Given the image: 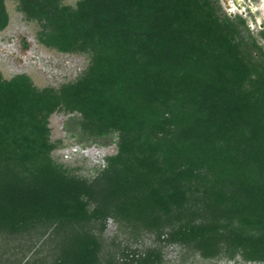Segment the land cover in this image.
<instances>
[{
	"label": "trees",
	"instance_id": "obj_1",
	"mask_svg": "<svg viewBox=\"0 0 264 264\" xmlns=\"http://www.w3.org/2000/svg\"><path fill=\"white\" fill-rule=\"evenodd\" d=\"M16 1L40 43L90 60L59 87L0 70V264H163L166 244L264 264V47L247 19L219 0ZM55 112L116 143L92 178L54 158ZM110 219L156 244L107 249Z\"/></svg>",
	"mask_w": 264,
	"mask_h": 264
},
{
	"label": "rangeland",
	"instance_id": "obj_2",
	"mask_svg": "<svg viewBox=\"0 0 264 264\" xmlns=\"http://www.w3.org/2000/svg\"><path fill=\"white\" fill-rule=\"evenodd\" d=\"M251 7L238 6L232 0H219L223 12L235 16L240 14L247 19L250 32L264 47V36L260 32L264 24L263 0H252ZM75 4L77 0H64ZM10 15L8 26L0 31V70L4 77L11 78L18 73L29 74L38 87L55 86L73 81L87 67L90 57L85 53H65L40 43L37 39L39 24L27 20L18 9L16 0H6ZM71 114L55 112L50 117L51 139L57 143L54 158L65 164L72 173L92 178L105 164V157L117 152L115 142L101 144L95 141H80L67 131L65 123ZM107 249L117 250L130 243L133 247L144 249L154 245V235L145 234L132 243L125 233L118 228L113 219L108 221L104 232ZM163 264H259L245 262L240 256L207 259L199 253L182 247L180 244L165 245Z\"/></svg>",
	"mask_w": 264,
	"mask_h": 264
},
{
	"label": "flooded vegetation",
	"instance_id": "obj_3",
	"mask_svg": "<svg viewBox=\"0 0 264 264\" xmlns=\"http://www.w3.org/2000/svg\"><path fill=\"white\" fill-rule=\"evenodd\" d=\"M235 4H237L238 6H243V5H246V6H249L251 7V5L253 4V1L252 0H232ZM263 4H264V0L262 2V10H263V15H264V7H263ZM261 30L260 32L262 33V31H264V24H262V26L260 27Z\"/></svg>",
	"mask_w": 264,
	"mask_h": 264
},
{
	"label": "water",
	"instance_id": "obj_4",
	"mask_svg": "<svg viewBox=\"0 0 264 264\" xmlns=\"http://www.w3.org/2000/svg\"><path fill=\"white\" fill-rule=\"evenodd\" d=\"M263 7H264V4H263Z\"/></svg>",
	"mask_w": 264,
	"mask_h": 264
}]
</instances>
